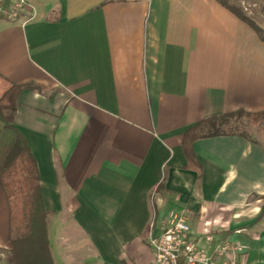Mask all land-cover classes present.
Segmentation results:
<instances>
[{"label":"crops","instance_id":"1","mask_svg":"<svg viewBox=\"0 0 264 264\" xmlns=\"http://www.w3.org/2000/svg\"><path fill=\"white\" fill-rule=\"evenodd\" d=\"M30 5L31 21L0 20V74L29 86L14 127L38 165L54 263L152 264L149 237L175 210L199 244L240 243L241 264H264V145L196 141L201 177L183 147L203 120L264 112L259 34L218 0ZM11 248L0 185V264Z\"/></svg>","mask_w":264,"mask_h":264},{"label":"trees","instance_id":"2","mask_svg":"<svg viewBox=\"0 0 264 264\" xmlns=\"http://www.w3.org/2000/svg\"><path fill=\"white\" fill-rule=\"evenodd\" d=\"M218 1L249 24L264 41V29L245 8L232 0ZM28 88L0 74V185L9 204L12 247L7 264H55L49 239V212L43 202L38 165L26 138L14 127L18 98ZM243 118L253 126L262 127L260 142L264 145V112L238 111L211 117L190 128L183 138L187 169L196 171L201 177L202 168L193 148L198 140L242 136L258 142L241 130ZM166 180L165 176L159 192L164 191Z\"/></svg>","mask_w":264,"mask_h":264},{"label":"built area","instance_id":"3","mask_svg":"<svg viewBox=\"0 0 264 264\" xmlns=\"http://www.w3.org/2000/svg\"><path fill=\"white\" fill-rule=\"evenodd\" d=\"M32 19L30 0H0V20L29 22ZM149 245L155 255L152 264H241L239 256L244 248L229 240L212 247L199 244L192 236L187 212L175 210L151 233Z\"/></svg>","mask_w":264,"mask_h":264},{"label":"rangeland","instance_id":"4","mask_svg":"<svg viewBox=\"0 0 264 264\" xmlns=\"http://www.w3.org/2000/svg\"><path fill=\"white\" fill-rule=\"evenodd\" d=\"M232 2H234L235 4H239L243 8H245L247 13L253 18H255L256 22L264 29V0H232ZM241 123H242V127H241L242 131H244L249 137L255 140L261 141V137H262V127L261 126H253L252 124L249 123L247 118H243L241 120ZM56 232L57 231L55 229V236L57 235ZM69 233L74 234V232L71 230H69ZM75 234L77 233L75 232ZM53 236L54 234H52V238ZM79 241H82V240H79ZM4 260L6 262L7 257H5Z\"/></svg>","mask_w":264,"mask_h":264}]
</instances>
